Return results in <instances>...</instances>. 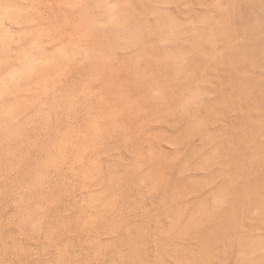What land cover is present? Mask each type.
Here are the masks:
<instances>
[{
    "label": "rangeland",
    "instance_id": "obj_1",
    "mask_svg": "<svg viewBox=\"0 0 264 264\" xmlns=\"http://www.w3.org/2000/svg\"><path fill=\"white\" fill-rule=\"evenodd\" d=\"M216 1L21 10L22 41L1 45L0 83L22 74L0 93V264H264V0H225L223 22L258 34L259 95L198 59L226 42Z\"/></svg>",
    "mask_w": 264,
    "mask_h": 264
},
{
    "label": "bare ground",
    "instance_id": "obj_2",
    "mask_svg": "<svg viewBox=\"0 0 264 264\" xmlns=\"http://www.w3.org/2000/svg\"><path fill=\"white\" fill-rule=\"evenodd\" d=\"M30 2L31 0H25V2L23 0H0V58L8 57V55L5 52H3L1 45H7L13 42L18 43V41H22L19 31L23 25V24L20 25L21 22H19L22 15L21 10H30L28 7V5H30ZM224 2L225 4L222 5V3ZM231 5L232 4L229 1L217 0L215 4L212 6L213 8L217 6L219 7L218 15L220 16L221 20L220 23H217L215 26L218 29L217 30L218 33L217 32L216 33L219 34L220 37H222L221 39L222 41L226 39V42L225 43L221 42L220 44L213 45L212 48L208 50L210 52L208 53L207 51L206 53L203 52V55L198 56V59L201 57V60L203 58V60L205 59L217 63L216 65L217 66L219 65L220 72L217 71L215 72L216 73L214 74L215 80L218 81V83L220 84L223 83L224 80H226V82L230 81V83L233 86L232 87L233 93H237L239 95H241L243 91L244 93H247L249 86L252 89V85H253V90H251L252 93H257L260 89L258 88L255 90L254 84H256V80L259 81L258 80L259 76L258 75L256 76V73L262 71V60L259 61L257 58V54H255V44H257L258 41H255L254 43L251 38L252 35L244 36L243 33H242L243 37L241 39L239 37L235 39L232 35L226 32L225 24L223 22L226 19L225 17H227L229 14L230 15L232 14ZM210 19L211 18L207 20L210 21ZM210 28H211L210 24L209 22H207L206 29L209 31H201L199 33L198 32L193 33V43L195 44V47H197L198 55L200 53V47H201L203 35H207V34L208 36L212 35L211 32L213 30L211 31ZM253 35L254 36L252 37L258 40V34H253ZM210 39H212V36ZM251 49L252 52L254 53V56H252L251 54ZM201 60H199V63ZM205 64H209V62L205 61ZM201 65H202V61L200 66ZM252 66H254V68ZM21 74H22V70L20 68H14L11 75L9 76L10 77L9 79L12 81V79L14 78L21 77ZM7 79L8 78H4L1 81L0 93H2L6 88L10 86L11 81ZM220 88L224 89L225 87H220ZM257 95H259V93H257ZM248 101L250 106L258 107L257 103H255V99L252 100L249 99ZM258 109L260 110L258 111V114H256V117L254 118L255 119L254 124L256 125V128L254 129L255 132H257V135L261 137L263 141V146L253 152L254 162L256 163V169L254 172V179H253L254 183L252 188H254L255 190L264 188V171L263 169H261V164H264V108L259 107ZM44 129L46 130V125ZM68 130L69 133L74 132V128ZM80 130L81 128L79 127V131Z\"/></svg>",
    "mask_w": 264,
    "mask_h": 264
}]
</instances>
